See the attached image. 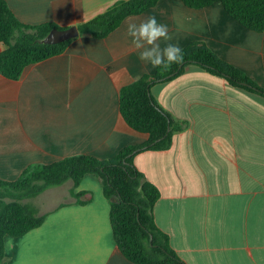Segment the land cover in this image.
Segmentation results:
<instances>
[{
	"label": "crops",
	"instance_id": "0c3cea01",
	"mask_svg": "<svg viewBox=\"0 0 264 264\" xmlns=\"http://www.w3.org/2000/svg\"><path fill=\"white\" fill-rule=\"evenodd\" d=\"M7 1L23 22L71 26L116 0ZM149 16L167 25V43L204 41L264 87V31L243 25L219 0L200 8L160 0L104 38L80 32L64 52L28 65L19 79L0 72V178L14 180L31 164L82 153L109 158L148 139L121 115L120 89L155 70L140 61L127 35L129 20ZM151 92L183 124L169 148L135 155L161 190L157 224L187 264H264V95L198 64ZM72 186L68 198L48 206L41 193L35 204L46 219L6 236L7 264H137L116 243L101 178L85 175L77 189L86 191L83 203Z\"/></svg>",
	"mask_w": 264,
	"mask_h": 264
},
{
	"label": "trees",
	"instance_id": "16d2710c",
	"mask_svg": "<svg viewBox=\"0 0 264 264\" xmlns=\"http://www.w3.org/2000/svg\"><path fill=\"white\" fill-rule=\"evenodd\" d=\"M160 0H116L107 10L78 23L81 33L104 38L123 20L155 6ZM191 7H205L217 0H183ZM227 12L246 27L264 31V0H219ZM54 21L30 24L20 20L7 0H0V72L19 79L25 68L66 50L71 39L49 44L40 39L54 28ZM184 61L166 70L155 68L120 89V111L127 124L148 139L123 147L109 158L82 153L50 163L27 166L14 180L0 178V264H7L6 236H19L40 226L47 214L36 204L24 201L37 197L50 186L73 181L71 193L80 203L86 191L77 190L87 173H96L111 201L110 217L116 243L122 253L137 264H187L172 246L170 237L156 222L154 206L161 196L159 186L148 179L135 163V155L145 149H166L173 134L182 129L171 113L161 107L151 92L153 84L180 74L189 64H198L225 76L233 85L264 95V87L245 70L224 59L207 43L195 40L182 47ZM172 74V75H171Z\"/></svg>",
	"mask_w": 264,
	"mask_h": 264
},
{
	"label": "clouds",
	"instance_id": "9594fccd",
	"mask_svg": "<svg viewBox=\"0 0 264 264\" xmlns=\"http://www.w3.org/2000/svg\"><path fill=\"white\" fill-rule=\"evenodd\" d=\"M127 35L139 52L140 61L153 68L166 70L172 64L184 61V50L178 44L167 43L171 40L168 27L158 22L155 16H149L140 23L129 20ZM161 41L165 42L164 47H161Z\"/></svg>",
	"mask_w": 264,
	"mask_h": 264
},
{
	"label": "rangeland",
	"instance_id": "374dc122",
	"mask_svg": "<svg viewBox=\"0 0 264 264\" xmlns=\"http://www.w3.org/2000/svg\"><path fill=\"white\" fill-rule=\"evenodd\" d=\"M72 180H67L66 182H64L62 185L54 188L53 190H48L45 194H43L44 196H42V200L44 202H42L45 206H48L53 203L59 202L61 200H64L65 198H68V187L71 185ZM31 199H25L24 201L26 202H31V203H39L40 201V197L41 195ZM43 208V207H42Z\"/></svg>",
	"mask_w": 264,
	"mask_h": 264
},
{
	"label": "water",
	"instance_id": "95a60500",
	"mask_svg": "<svg viewBox=\"0 0 264 264\" xmlns=\"http://www.w3.org/2000/svg\"><path fill=\"white\" fill-rule=\"evenodd\" d=\"M80 34L78 25L74 24L64 28L54 27L44 38L40 39L43 43H59L71 38H74ZM172 75V74H171Z\"/></svg>",
	"mask_w": 264,
	"mask_h": 264
}]
</instances>
